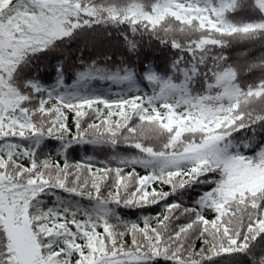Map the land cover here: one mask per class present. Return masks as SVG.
Returning <instances> with one entry per match:
<instances>
[{"label": "snow or ice", "instance_id": "snow-or-ice-1", "mask_svg": "<svg viewBox=\"0 0 264 264\" xmlns=\"http://www.w3.org/2000/svg\"><path fill=\"white\" fill-rule=\"evenodd\" d=\"M98 31L132 54L147 37L174 59L164 73L93 62L70 84L57 62L42 82L43 59ZM240 42L264 51V0H0V264H264V55L231 63ZM48 140L63 163L42 157ZM81 144L134 151L93 171L69 162ZM198 188L193 205L179 199ZM154 206L142 226L119 212Z\"/></svg>", "mask_w": 264, "mask_h": 264}, {"label": "trees", "instance_id": "trees-1", "mask_svg": "<svg viewBox=\"0 0 264 264\" xmlns=\"http://www.w3.org/2000/svg\"><path fill=\"white\" fill-rule=\"evenodd\" d=\"M227 55L231 63L236 65H243L247 62H255L259 56L264 55V51H261L258 47H251L243 42L234 43L229 49H227ZM111 58V59H109ZM174 59L173 50L169 47L158 44L156 41H149L147 37L141 44V50L139 54L129 53L119 38L118 33H113L109 36L104 32H87L83 36L77 38L70 45H67L63 51L50 53L45 59L40 62V75L42 82L45 84L55 83L56 75V64L57 62H62L65 66V82L71 83L74 79L75 72L77 70H82L83 66L86 64H92L95 62L98 66L104 67L106 64L112 66L113 62L119 63L121 60L128 61L132 65L136 66L139 72L141 67L145 64L154 66L156 71L164 73L168 70L169 65ZM260 76L258 69L253 70V72H245L243 80L251 83L257 80ZM91 87L97 90V94L104 96L107 99L114 100L117 98L116 93L119 89L115 86L109 87L108 84L95 81ZM103 112L107 110L103 108V105L99 106ZM92 119L96 123H99V119ZM115 119V117H113ZM91 122V121H90ZM68 124L75 132L74 124V114L68 113ZM238 140H243L245 138L244 131L235 134ZM248 137L251 138V133L249 132ZM66 140H70L71 137H65ZM259 140V135L257 136ZM46 147L42 153L43 156L51 155L55 160L63 163V155L58 154V149L60 147V142L56 140H48L45 142ZM134 150L126 148L124 145H119L115 150L110 147L97 146L92 144H81L73 145L68 152L67 156L69 162L71 163H84L91 162L93 164V171L96 167H104L105 164L115 167L116 161L113 159L115 155L126 156L132 153ZM141 174H144L143 169H139ZM204 188L206 186H200ZM165 191L169 190V186H165ZM57 194L65 199H72L74 201H79L83 206L88 205V200L81 199L79 197H68V195L61 190H56ZM200 194V189L195 191L189 190L185 191L182 197H179L185 204L193 205V202L197 195ZM53 197L46 198L47 203L50 205L53 201ZM175 199V197L170 198ZM119 212L125 221H131L143 225V216H154L157 213L163 212V209L159 206H154L149 209L139 210V209H126L121 207ZM205 215L208 218L212 217V213L208 210L205 211ZM130 239V237H129ZM197 250L202 246L199 241H196ZM221 264H242L240 258L237 257L235 261H229L224 257L218 258ZM159 264H164L163 260L159 261Z\"/></svg>", "mask_w": 264, "mask_h": 264}]
</instances>
